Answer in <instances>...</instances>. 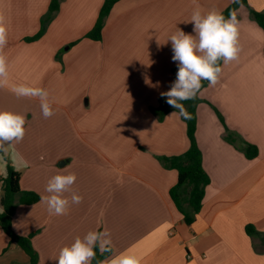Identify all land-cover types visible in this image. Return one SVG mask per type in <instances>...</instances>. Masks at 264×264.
Segmentation results:
<instances>
[{
	"label": "crops",
	"instance_id": "0c3cea01",
	"mask_svg": "<svg viewBox=\"0 0 264 264\" xmlns=\"http://www.w3.org/2000/svg\"><path fill=\"white\" fill-rule=\"evenodd\" d=\"M105 1L63 0L46 34L27 42L51 0H0L9 83L47 89L54 111L46 119L38 99L0 88V110L27 121L23 140L0 153V181L9 165L21 190L40 196L35 205L17 206L14 231L32 237L39 264H58L60 249L90 230L110 233L107 260L126 252L142 264H264V30L250 13H264V0H247L236 12L238 58L223 63L219 82L199 94L205 102L197 108L196 139L210 184L192 225L170 197L177 171L158 160L188 151L187 126L171 116L175 109L163 122L152 110L178 71L168 37L177 28L194 34L188 21L197 4L204 13L223 12L234 0H121L102 40L87 39ZM219 114L258 148L257 158L226 142ZM67 173L76 174L72 190L82 202L67 215H50L41 202L46 184ZM249 225L261 236H248ZM0 264H30L1 225Z\"/></svg>",
	"mask_w": 264,
	"mask_h": 264
},
{
	"label": "clouds",
	"instance_id": "9594fccd",
	"mask_svg": "<svg viewBox=\"0 0 264 264\" xmlns=\"http://www.w3.org/2000/svg\"><path fill=\"white\" fill-rule=\"evenodd\" d=\"M188 23L193 24L194 34L177 28L168 37L173 51L172 60L177 62L178 71L170 89L160 94L176 110L171 116L185 120L190 118V114L182 102L196 98L202 81L215 86L222 73L220 61L228 64L236 60L240 52L239 21L235 10L226 18L217 9L204 13L197 4ZM7 44V22L0 14V88H8L17 98L38 99L43 117L50 118L54 115L53 101L47 89L27 83H9V62L4 53ZM26 122L25 114L0 110V152L7 154L9 147L23 140ZM76 180L75 173L56 174L48 180L45 187L47 195L41 197V202L47 206L50 215H67L73 204L82 202V196L72 190ZM66 193H70V197ZM98 252L100 255L112 252L111 235L107 230H90L83 237H75L70 245L60 249L57 261L58 264H92ZM142 261V257L125 252L101 264H142Z\"/></svg>",
	"mask_w": 264,
	"mask_h": 264
},
{
	"label": "trees",
	"instance_id": "16d2710c",
	"mask_svg": "<svg viewBox=\"0 0 264 264\" xmlns=\"http://www.w3.org/2000/svg\"><path fill=\"white\" fill-rule=\"evenodd\" d=\"M63 0H51L49 10L46 15L41 19V28L39 32L30 38L27 42H35L40 40L47 32L51 23L58 15L61 3ZM121 0H106L97 23L94 29L86 36L87 39L93 41H101L103 30L105 28L107 19L109 18L114 6ZM241 6L248 7L247 0H237L231 4L222 14L227 18L229 13L233 10L236 12ZM252 19L264 30V13L250 11ZM223 61H220L222 67ZM177 71L174 73V81L176 79ZM209 86L208 81H202V88L197 93L195 99L183 101L184 107L190 114V118L183 121L187 126V135L190 141V147L187 152L182 155L174 157H158L163 167L168 170H175L178 173L177 185L171 189L170 197L175 204L177 210L183 215L184 222L187 225H192L195 218L200 213L207 186L210 184V178L203 167V153L199 148L196 139L197 132V108L205 101L201 99L200 92ZM174 108L166 103V98L160 97L159 107L153 109L152 113L157 117L159 122H163L169 112ZM219 119L222 122L225 134L224 139L226 142L234 146L237 150L242 152L249 160H253L259 156V150L256 146L247 143L238 134L232 132L226 125L225 120L219 114ZM2 153V152H0ZM20 174L8 165L7 175L0 182L2 184V195L0 199V225L5 234L10 238L11 242L21 248L29 257L30 264H39L40 258L38 252L34 249L31 238L18 235L13 228V218L18 205L31 206L40 201V196L34 192H24L20 187ZM248 236L256 238L261 235L257 230L249 225L246 227ZM113 254L106 253L100 255L97 253L96 259L92 264H101Z\"/></svg>",
	"mask_w": 264,
	"mask_h": 264
},
{
	"label": "rangeland",
	"instance_id": "374dc122",
	"mask_svg": "<svg viewBox=\"0 0 264 264\" xmlns=\"http://www.w3.org/2000/svg\"><path fill=\"white\" fill-rule=\"evenodd\" d=\"M1 188H2V184L0 183V197H1V195H2Z\"/></svg>",
	"mask_w": 264,
	"mask_h": 264
}]
</instances>
